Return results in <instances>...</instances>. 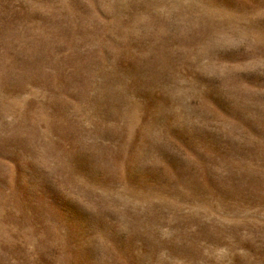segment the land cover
<instances>
[{"label":"rangeland","instance_id":"rangeland-1","mask_svg":"<svg viewBox=\"0 0 264 264\" xmlns=\"http://www.w3.org/2000/svg\"><path fill=\"white\" fill-rule=\"evenodd\" d=\"M0 264H264V0H0Z\"/></svg>","mask_w":264,"mask_h":264}]
</instances>
